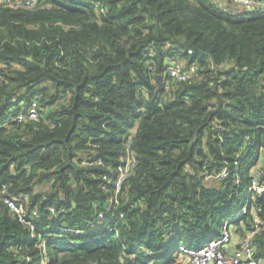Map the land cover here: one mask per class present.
<instances>
[{
  "label": "trees",
  "instance_id": "1",
  "mask_svg": "<svg viewBox=\"0 0 264 264\" xmlns=\"http://www.w3.org/2000/svg\"><path fill=\"white\" fill-rule=\"evenodd\" d=\"M174 62L198 68L174 79ZM34 103L39 117L18 120ZM129 151L137 165L117 191ZM258 168L264 10L216 0L0 8V264H173L165 246L220 234ZM253 196L237 227L264 220V196ZM7 198L29 219L38 209L34 230ZM254 242L264 259V230Z\"/></svg>",
  "mask_w": 264,
  "mask_h": 264
},
{
  "label": "built area",
  "instance_id": "2",
  "mask_svg": "<svg viewBox=\"0 0 264 264\" xmlns=\"http://www.w3.org/2000/svg\"><path fill=\"white\" fill-rule=\"evenodd\" d=\"M43 0H0L1 7L11 8H27L32 9L39 5ZM217 3L224 7H246L254 10H264V1L257 0H216ZM196 64H192L187 70H183V67L179 62H174L169 65L166 72L169 73L174 79H187L193 76V72L197 71ZM39 112L36 103H34L27 111H21L17 119L24 120L26 118L37 119ZM99 160L98 163H101ZM137 165L136 154L129 151L126 158L118 167L117 177L115 179L116 190L119 191L123 182L131 175L134 167ZM228 171L225 169L219 175L226 177ZM238 181V180H237ZM249 194L253 197L264 196V174L262 168L255 170V178L248 186ZM244 193V191H243ZM242 205L239 214L234 219H226L220 230V234L217 236L209 237L199 244H185L179 243L176 252L177 256L173 264H264V259L257 257V247L254 242V237L257 233L264 230V220H256L252 227L248 228L245 225L240 227L235 226L236 220L243 215L249 213V200ZM6 202L17 212L20 220L26 223L31 230L35 229V223L32 219L34 216H38L39 212L37 208L32 211V217L29 219L25 213L26 209L24 205L18 204L12 199H6ZM51 212H56V208L50 205L47 208ZM256 213V212H255ZM234 227V230L232 229ZM68 228H65L67 230ZM238 229L242 232L237 233ZM78 231V230H77ZM238 239L235 240V237Z\"/></svg>",
  "mask_w": 264,
  "mask_h": 264
},
{
  "label": "rangeland",
  "instance_id": "3",
  "mask_svg": "<svg viewBox=\"0 0 264 264\" xmlns=\"http://www.w3.org/2000/svg\"><path fill=\"white\" fill-rule=\"evenodd\" d=\"M244 193L241 195V198L245 201L248 197L249 191H248V186L246 185L244 188ZM240 209L238 210V208L236 207V205H234V207L232 208V212L231 214L227 215L226 217L229 219H234V214L239 212ZM225 218V219H227ZM236 226V223H234V227ZM234 227H232V229L234 230ZM179 242L176 240H172L170 241L166 246H165V257L168 258L172 253L174 256H177V252L175 251L177 246H178Z\"/></svg>",
  "mask_w": 264,
  "mask_h": 264
},
{
  "label": "crops",
  "instance_id": "4",
  "mask_svg": "<svg viewBox=\"0 0 264 264\" xmlns=\"http://www.w3.org/2000/svg\"><path fill=\"white\" fill-rule=\"evenodd\" d=\"M258 219H259V218H256V220H258ZM259 220H260V219H259ZM239 227H240V226H239ZM238 231H239V232H238ZM238 231H237V233H240V234H241L242 231H241L240 229H238ZM237 239H238V236L235 237V240H237Z\"/></svg>",
  "mask_w": 264,
  "mask_h": 264
}]
</instances>
